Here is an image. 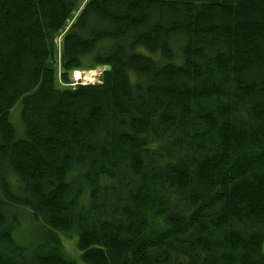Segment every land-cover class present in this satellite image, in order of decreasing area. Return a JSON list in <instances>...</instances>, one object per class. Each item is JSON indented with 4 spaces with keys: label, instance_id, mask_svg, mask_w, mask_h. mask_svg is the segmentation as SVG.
Wrapping results in <instances>:
<instances>
[{
    "label": "trees",
    "instance_id": "trees-1",
    "mask_svg": "<svg viewBox=\"0 0 264 264\" xmlns=\"http://www.w3.org/2000/svg\"><path fill=\"white\" fill-rule=\"evenodd\" d=\"M59 234L80 264H264V0H0V264H77Z\"/></svg>",
    "mask_w": 264,
    "mask_h": 264
},
{
    "label": "rangeland",
    "instance_id": "rangeland-1",
    "mask_svg": "<svg viewBox=\"0 0 264 264\" xmlns=\"http://www.w3.org/2000/svg\"><path fill=\"white\" fill-rule=\"evenodd\" d=\"M85 1L86 0H84V2ZM56 64H57V77H58V75H59V57H57V56H56ZM101 71H102L101 68L92 69L90 71H72L69 73V76H68L70 86H75L77 84H83V83H85V84L98 83V81L100 79ZM75 73H78L79 76L81 75L80 79H78V81L72 77V76H74ZM85 76L87 77V79H84ZM19 113H20V103L18 102L11 109V111L9 112V117H8L10 123L12 124V126L15 129L17 139L23 138V129H22V125L20 123ZM9 178H10L11 182H14V179L12 176L9 175ZM37 226L38 225L36 223H30V222L22 224L20 229L23 227L24 233L21 235H16V233H14L13 237H14L15 241L19 244H21L25 241H28L29 238L31 237V235H33L34 231L37 232L38 229L35 230V228ZM59 238L62 242L65 255L68 258H70L71 260H73L75 263L80 264V252L78 251V249L76 247L77 235H74L71 239H67L62 234H59Z\"/></svg>",
    "mask_w": 264,
    "mask_h": 264
},
{
    "label": "bare ground",
    "instance_id": "bare-ground-1",
    "mask_svg": "<svg viewBox=\"0 0 264 264\" xmlns=\"http://www.w3.org/2000/svg\"><path fill=\"white\" fill-rule=\"evenodd\" d=\"M81 76V75H80ZM80 76L78 75V73H75L74 76H72L74 79H76L78 81V79H80ZM84 79H87V77L85 76ZM83 79V80H84ZM82 81V80H81ZM84 82V81H83Z\"/></svg>",
    "mask_w": 264,
    "mask_h": 264
},
{
    "label": "water",
    "instance_id": "water-1",
    "mask_svg": "<svg viewBox=\"0 0 264 264\" xmlns=\"http://www.w3.org/2000/svg\"><path fill=\"white\" fill-rule=\"evenodd\" d=\"M109 70V68L108 67H105L104 68V71H108ZM72 74V73H71ZM84 84V83H83Z\"/></svg>",
    "mask_w": 264,
    "mask_h": 264
}]
</instances>
